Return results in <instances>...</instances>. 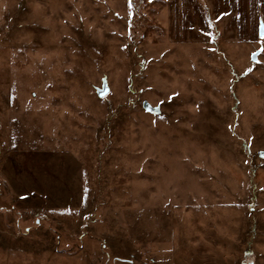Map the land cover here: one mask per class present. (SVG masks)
Returning a JSON list of instances; mask_svg holds the SVG:
<instances>
[{
  "label": "rangeland",
  "instance_id": "374dc122",
  "mask_svg": "<svg viewBox=\"0 0 264 264\" xmlns=\"http://www.w3.org/2000/svg\"><path fill=\"white\" fill-rule=\"evenodd\" d=\"M197 1L0 0V264H264L263 23Z\"/></svg>",
  "mask_w": 264,
  "mask_h": 264
},
{
  "label": "crops",
  "instance_id": "0c3cea01",
  "mask_svg": "<svg viewBox=\"0 0 264 264\" xmlns=\"http://www.w3.org/2000/svg\"><path fill=\"white\" fill-rule=\"evenodd\" d=\"M176 6L191 10L196 15L197 21L202 25L206 18L202 7L197 0H174ZM210 8L212 18L222 20V30L230 35L240 37L248 29L256 31L263 23L264 27V0H204ZM174 3V2H173ZM202 14V17L198 16ZM248 25V26H247ZM235 32V34H231Z\"/></svg>",
  "mask_w": 264,
  "mask_h": 264
},
{
  "label": "water",
  "instance_id": "95a60500",
  "mask_svg": "<svg viewBox=\"0 0 264 264\" xmlns=\"http://www.w3.org/2000/svg\"><path fill=\"white\" fill-rule=\"evenodd\" d=\"M260 35L262 37H264V27L263 26H261V28H260ZM259 54H260L259 51L256 52L255 54H253L252 59L254 61H256L257 60V56ZM108 91H109L108 82H107V80H104L102 88H98L97 89L98 95L100 97H103L104 95H106L108 93ZM143 107H144L145 110H147L148 112H151V113H155L156 114V113L160 112V109L158 107L152 106L148 101H144L143 102ZM260 156L264 157V152H260Z\"/></svg>",
  "mask_w": 264,
  "mask_h": 264
}]
</instances>
